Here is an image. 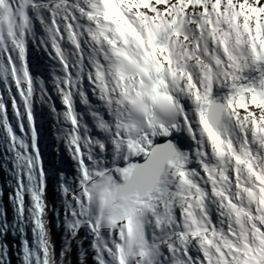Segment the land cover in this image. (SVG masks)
I'll list each match as a JSON object with an SVG mask.
<instances>
[{
  "label": "snow or ice",
  "instance_id": "1",
  "mask_svg": "<svg viewBox=\"0 0 264 264\" xmlns=\"http://www.w3.org/2000/svg\"><path fill=\"white\" fill-rule=\"evenodd\" d=\"M0 264H264V0H0Z\"/></svg>",
  "mask_w": 264,
  "mask_h": 264
}]
</instances>
